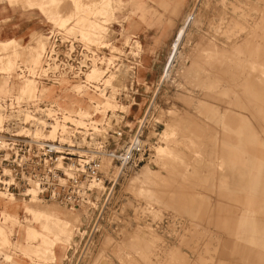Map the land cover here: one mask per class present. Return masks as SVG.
Segmentation results:
<instances>
[{
  "label": "rangeland",
  "instance_id": "rangeland-1",
  "mask_svg": "<svg viewBox=\"0 0 264 264\" xmlns=\"http://www.w3.org/2000/svg\"><path fill=\"white\" fill-rule=\"evenodd\" d=\"M110 1L114 6V0H14L18 6H12V3L6 6V0H0V59L8 67L12 65L7 71H15L16 59L31 66V58L26 53L40 49L42 44H45L44 50L52 29H63L70 36L95 45L104 56V63L102 67L94 69L97 71L93 73L96 77L92 76V82L99 81L98 77L104 80L107 97L100 96L104 110L93 108L100 105L96 102L101 101L96 98L100 92L85 88L81 89V95L87 96L89 102H86V98H73L70 102L90 111V119L103 117L106 112L97 124L88 123L84 128L93 129L96 137H104L109 131L108 134L113 136L114 131L120 130L123 138L116 140L118 142L129 138L137 122L146 117L148 125L144 138L151 149L145 162L130 169L114 189L109 188L90 208L71 211L43 198L33 203L35 208L56 209L79 222L71 241L65 245L63 261L51 259L50 250L54 241L51 237H46L44 243L41 240L34 242L37 249H33V252L20 244V223H26L31 218L21 212L20 220L15 202H9L8 194L0 192V264H264V157L261 151L253 149L264 150L262 120L259 116L255 117V112L259 113L260 108L255 103L242 100L241 109H237L233 105V87L221 84L216 90H204L193 84V77L187 73L193 62L197 64L200 61L198 64L202 67L204 80L212 79L215 73L222 77L213 71L215 66V69L225 71L222 78L230 80L234 71L226 66L227 57L231 58L234 49L241 46L244 40L240 47L242 60L245 61H242L245 66L244 78L255 83L253 91L259 90L264 94V71L261 66H264V19L259 20L255 27L244 24L247 28L236 40L229 41L223 35L230 19L234 18L232 5L253 0H203L201 11L207 19L198 25L194 22L176 56L172 58V44L177 31L169 43L161 46L153 55L150 70L144 75L147 85L151 87L148 92L146 86L138 85L140 67L145 58L140 44L145 43V36L132 24L135 18L133 3L122 0L119 8L112 10ZM191 4L180 17L177 30L189 16ZM40 5H43V9ZM252 28L256 33L250 32ZM7 39H14V43L8 46L10 48L3 49L2 45ZM215 46L220 51L227 48L229 52L223 56L216 52ZM108 64L111 69L105 76L103 72ZM28 84L34 86L27 83L22 89ZM126 87L128 91L122 93ZM223 87L229 94L225 99H220L216 91ZM206 91L209 97L205 96ZM26 92L31 93L29 90ZM248 96L247 92L242 94V97ZM189 97H193L194 101H189ZM199 101L205 107L198 108ZM140 102L142 107L138 106ZM230 110L241 111L246 126L251 127L246 136L232 133L236 125L233 121L228 124L230 120L226 114ZM74 120L78 121L76 117ZM168 123L172 125L173 133L166 143L163 136ZM112 140L115 139L112 137ZM159 147L167 150L157 152L156 148ZM250 155L256 156L252 158V163L256 162L260 174L257 175L256 184L251 176L253 186L247 189L242 188L240 179L250 166L247 162ZM223 160L225 166L220 165ZM143 168L159 173L148 183L153 186L152 189L140 188L144 180ZM221 170L226 175L222 181L218 178ZM205 177H210L207 183ZM237 185L241 188H232ZM26 190L21 188L16 191L15 198L28 202ZM28 192L31 194V191ZM245 192L247 194L244 196ZM251 199L259 203L250 206ZM244 200L245 205L239 204ZM224 208L228 210L225 216ZM190 209L195 210L196 214L191 213ZM236 210L237 216H233L231 212ZM243 210H247L249 220L246 228L251 229L253 224L256 225L255 231L248 232L250 235L245 238L247 232L238 229L240 212L245 216ZM217 211L221 212L222 220H218ZM249 238L260 241L251 244ZM248 249L255 251L254 259L246 255ZM39 254L42 258H39Z\"/></svg>",
  "mask_w": 264,
  "mask_h": 264
},
{
  "label": "built area",
  "instance_id": "built-area-1",
  "mask_svg": "<svg viewBox=\"0 0 264 264\" xmlns=\"http://www.w3.org/2000/svg\"><path fill=\"white\" fill-rule=\"evenodd\" d=\"M97 49L57 28L49 32L39 65L19 60L15 71L0 67V192L15 197L16 191L27 189L25 197L30 200L28 191L36 183L38 198L80 211L94 206L130 169L148 159L146 117L129 138L118 142L123 138L120 130L96 137L91 128L64 122L56 104L46 97L48 89L62 87H80V94L83 88L106 94L103 79L87 82L89 72L104 63ZM27 83L34 84L33 95L22 93ZM127 91L126 87L122 93Z\"/></svg>",
  "mask_w": 264,
  "mask_h": 264
},
{
  "label": "bare ground",
  "instance_id": "bare-ground-1",
  "mask_svg": "<svg viewBox=\"0 0 264 264\" xmlns=\"http://www.w3.org/2000/svg\"><path fill=\"white\" fill-rule=\"evenodd\" d=\"M202 1L203 0H131V2L133 3V6H134L133 8H134V13H135L134 14L135 15V18H133L132 24L134 25L135 29L137 31H139V32H145L149 28L158 27L160 29L163 37L166 38V37H168L171 34L172 30L176 27V23L179 22L180 17H183V12L192 3L191 4V7L189 9L190 10L189 16L183 22V25L179 28V30L177 32V35L175 37V40H174V42L172 44V49H173L172 52H174L172 58H174L176 56L175 54L178 52V50H179V48H180V46L182 44V41H183L184 36L186 34H188V31L191 29L192 25H194V22H195V24L198 25L199 23H202L204 20L207 19L206 14H203L202 13L203 10L201 11ZM121 2H123V1L122 0H114V3L115 4L113 6V1H110L109 6L113 10L116 7L119 8V6L121 5ZM42 6L43 5H40L39 7L41 9H43ZM232 10H233V13H234V18H231V19L229 18L230 21L228 23V26L223 31L224 37L227 40H229V41L230 40H236V39H238L240 37L241 32L247 28V26H244V24H252V26L255 27V24L259 20L262 21L264 19V0H253L252 2H248V3L247 2H243V3H240L239 2L238 5H236V4H233L232 5ZM229 17H231V16H229ZM57 20H59V19H57ZM200 30H201V28H200ZM252 31H255L254 28H252V30L250 32L252 34L256 33V31L255 32H252ZM251 35H249V36H251ZM243 38L244 37H242L241 39H243ZM244 39H246V38H244ZM247 39H248V37H247ZM237 41L239 43V40H237ZM243 41H242V44H244ZM4 43L5 44L2 45V48L3 49L5 47H8L11 44H13L14 43V39H7V40H5ZM160 43L161 42H159L158 45H146V46L140 44V47L142 48V50H144V56H145V58H144V63L140 67V72H139V76H138V85H144V86H146L147 92L150 90L151 87L145 83V81H144V74H145L146 69H147V67L149 65V56H150L149 54H152L153 51H155L156 49H160L161 48ZM242 44H240V45L242 46ZM44 45L45 44H42L41 48L38 49V50L33 49V50H29L28 53H26L31 58V62H32L31 64L36 65V66L39 65L40 60H41L40 58H41L42 52L44 51L43 50V48H44L43 46ZM241 46L238 45V47L236 49H234V52H233L234 54L232 53L233 56L231 58H228L227 57V60H226V63L228 64L226 66H229V67L233 68V71H234V73L232 74L233 77L230 80L225 79V78H222L223 75H225L224 74L225 71L224 70H222V71L219 70L220 68L219 69L216 68L217 69L216 70L215 69L216 66L214 67L215 70L213 69V71L214 72L216 71L217 74L218 75H222V77L216 76V73H215V76L212 79H210V78L207 79L206 78L207 80H204V78L201 75V72H202L201 68L202 67L200 68V66L198 64L200 62V61L197 60L198 58L196 59L198 61V63L195 64V62H193L188 67L187 73L189 74V76H192L193 77V79L191 78L192 79V83L195 84L198 88H202L204 90H207V89H215L216 90L219 86H221V84L222 85L225 84L226 87H233L234 88L233 93L235 94V97L233 99V105L237 109H241V107H242V105H241L242 100L243 101H246L247 103H252V104L255 103V105L257 104L259 106V108H260V111H258L259 113H256L254 111L255 112V117L256 116H259L261 118V120H262V123L261 124L263 126L262 132H264V110H263L264 109V94H261V91H259V90L253 91L252 87L255 86V83L252 80H246V78H244L245 76L243 74V71H244L243 69H245L244 68L245 66H244L243 62H245V61H243L242 60L243 57H241V55L243 54L242 51H241V48H242ZM247 46H248V43H247ZM226 47H228V46H226ZM8 48H10V47H8ZM210 48H211V46H210ZM220 50H218L217 47H216V52L222 53L223 56H226L227 53L229 52L227 48H224L222 51H220ZM210 52L212 53V51H210ZM248 52L252 53V50H249ZM191 54H192V52H191ZM230 54H231V52H230ZM208 55H212V54H208ZM195 58H196V56L194 57V59ZM11 59L14 60V57H12ZM191 59L192 58H190L189 60H191ZM194 59H193V61H196ZM211 59H214V58H211ZM0 60H1V62H0L1 69H3L5 72H12L13 71V70H10V71H7L6 70L7 68L12 67L11 64H9L10 67H8V65H7L6 62H3L2 59H0ZM14 61L16 63V61H19V60L16 59ZM221 64H223V63H221ZM253 64H254V62H253ZM205 66H207V65L205 64ZM261 66H262V71H264V66L263 65H261ZM219 67H221V65H219ZM223 68H224V65H223ZM251 69H252V67H251ZM210 70H212V69H210ZM228 70H230V69H228ZM94 71H97V70H94L93 69L87 75V82L88 83L92 82V76H93V78L96 77V76L93 75ZM231 71H232V69H231ZM211 74H212V72H211ZM212 76H213V74H212ZM97 80L100 81V80H102V78L101 77H98ZM257 80H258V78H257ZM259 81H260V79H259ZM261 84H262V82H261ZM29 85L30 84H28L27 86H25L23 88V93L26 94V95H33L34 94V91H35L34 86L33 85L32 86L31 85L29 86ZM194 88H196V87H194ZM27 90H29L31 93H27L26 92ZM244 92H247L248 93V95H249L248 98L242 97V94ZM45 94H46V97L47 98H49L52 102H54L56 104V107L60 111V114H61L62 119H63L64 122L69 121V122H71V123H73V124H75L77 126H87L88 123L90 125H95V123L96 122H99L100 121V118H103L104 115L106 114V112H105L103 114V117L102 116H99L96 119H90V116H91L90 111H88L86 108L83 109L80 106H75L71 102L69 103L68 100L73 99V98H75V100H79V99L80 100H83V99L86 98V102H89V101H87V96L85 97V95H81L80 94V87H76L75 90H72V89L67 88V87H62L60 89H48L45 92ZM216 94H217V96L220 99H222V98L225 99L228 96L229 92L227 91V89H224V87H223L222 90L220 89V90L216 91ZM100 96L101 97H104V98L107 97L106 94L101 93V94H99V97H96V98L101 99ZM205 96L206 97H209L210 96L207 93V91H206V95ZM188 100L189 101H194V98L193 97H189ZM96 102L98 104H100V105H95L93 108L95 110H98V111L104 110V108L101 106L102 99H101V101L100 100H96ZM198 103H199L198 104V108L199 107L200 108L205 107L202 102L199 101ZM138 106L139 107H142V103L141 102L138 103ZM67 107H68V110L66 109ZM243 108H246V107H243ZM253 110H254V108H253ZM107 111H111V110H107ZM254 112H252V113H254ZM75 117H76V119L78 121H75L74 120ZM226 118L228 120H230L228 124H231V122L233 121L234 125H236V129L235 130H232V133H234L235 135H238V136L239 135L246 136L247 133H250L251 127H247L246 126L247 125V122L244 120L243 115L241 114V111H239V110H230L229 113L226 114ZM88 119H90V120H88ZM85 120H87V121H85ZM168 125H169V123H168ZM171 127H172V125H169L168 128H166V130L164 131L163 138H164V140H165L166 143L169 140V137L172 136V133H173L172 130H171ZM56 128H59V125L57 127H54V129H53L54 131L53 132L56 131ZM60 128L62 130H64V126H62ZM248 148H250V147H248ZM156 149H157V152L158 151L165 152L167 150V148H165V147H159V148H156ZM253 149L254 150L261 151V155H262V157H264V150L263 149H261V148L260 149L253 148ZM221 152H223V151L221 150ZM203 162H204V160H203ZM249 163L251 164V160L249 161ZM203 164H202V166H203ZM220 165L221 166H225L226 165V162L223 160V162L221 161V164ZM143 169L144 170L142 171V173L144 175V180H143V185H141L140 188L141 189L142 188L145 189L146 187L147 188H151L153 186L152 185H148V183H150V181L152 180V178H154L155 175L158 176L159 173L152 172L148 168H143ZM209 178L210 177H205V179H204L205 183H207V181H208ZM218 178H220L221 181L226 179V175L223 174L222 170H221V172H219ZM7 184L8 183H6V185ZM37 188H38V185L36 183H33L31 190H29V191H31V194L29 193V195H30V197L32 195V197H31L32 199H30L31 201L29 200L28 202H22L21 200H19V199L13 197L12 195L8 194V196H9L8 201L11 202V203H14L15 202L14 205H17L16 208L19 211L18 212V216L20 217V220H21V214H20L21 212L22 213L24 212L25 214H27L31 218L26 223H23V222L20 223V226H21L20 227V230L22 232V237L20 239V244L22 246H25L26 249H28L30 252H33V249H37V247L34 246L35 244H33L34 242H36L38 240H41L44 243L46 237H51L52 239H54L53 245H52L53 247L50 250L51 259H52V261H55V262H57V261H63L64 257L66 256L65 245L71 241L72 234L74 232V229L77 227V224H79V222L76 221L75 219L73 220L72 218H70L66 214H64L63 212L58 211L56 209L41 210V209L35 208V206H34L33 203H37L38 201H40V200H37V199H39L38 198V195H37V193H38V189ZM258 203L259 202L254 201V200L251 199L250 206H252L253 204L255 206ZM239 204L245 205V200H244V202L239 203ZM190 212L193 213L194 215L196 214V211L193 210V209H190ZM236 212H237V210L234 211V212H231V214H233V216L234 215L237 216V213ZM246 212H247V210H246ZM227 213H228V210L226 208H224V210H223V216H225ZM5 214H6V212H5ZM216 214L218 216L217 217L218 220H222V218H221V216H222L221 212L220 211H217ZM11 217H13V216H11ZM8 220H9V218H8ZM246 221L247 222L249 221L247 217H246ZM247 222L244 225L245 228L247 226ZM14 223H17L18 224V222H16V221ZM255 229H256V225L253 224L252 227H251V229H247L248 231H247L246 237H248V235H250L249 233H251L252 231H255ZM259 241H258V238H254V240H252V238L251 239L249 238V240H248V242L251 243V244L252 243L253 244H257V243H259ZM247 246H248V244H247ZM248 247H250V245ZM39 252H40V250L38 251V253ZM27 255L30 256L29 253H27ZM246 255H249L253 259L256 257V254H255V251L254 250L252 251V250H249L248 249V251H246ZM39 258H42V255L39 254ZM31 260H33V258H31ZM240 260H242V259H240Z\"/></svg>",
  "mask_w": 264,
  "mask_h": 264
},
{
  "label": "crops",
  "instance_id": "crops-1",
  "mask_svg": "<svg viewBox=\"0 0 264 264\" xmlns=\"http://www.w3.org/2000/svg\"><path fill=\"white\" fill-rule=\"evenodd\" d=\"M178 22L176 23V27L172 30V32H171V34L168 36V37H166V38H164L163 37V35H162V33H161V31H160V29L158 28V27H153V28H149L148 30H146L145 32H141V33H143L144 34V36H145V43H142V45L144 44V46H146V45H158V43L159 42H161L160 43V45L161 46H164V45H167L168 43H169V40L173 37V35L175 34V32L177 31L178 32ZM177 32H176V35H177ZM176 35H175V37H176ZM175 40V39H174ZM159 49H156L155 51H153V53L152 54H149L150 56H149V65H148V67H147V69H146V72H145V74H147V72L150 70V62H151V59H152V57H153V55L156 53V51H158ZM144 74V75H145ZM144 81H145V83L147 84L148 82L145 80V78H144ZM150 83H152V81L150 82ZM69 102L71 101V99L70 100H68ZM251 156V155H250ZM255 157L256 156H251V157H248V160H247V162L248 161H250L251 160V164H250V166L248 167V170H247V172H245V173H243L242 174V177H241V181H242V183H243V186H242V188H246L247 187V189H249V188H252V181L250 180V178H251V176H253V182L256 184V180H257V175L258 174H260L259 172H257V164H256V162L254 161L253 163H252V158L253 159H255ZM250 159V160H249ZM249 163V162H248ZM228 174V173H227ZM260 183V182H259ZM248 184V185H247ZM231 187V186H230ZM232 188H241L239 185H237V186H232ZM255 188H256V186H255ZM247 193H244V196L246 195ZM244 211V213H245V216H243L242 217V213H240V216H239V219H238V229L240 230V231H244V232H247V229L245 228V223L247 222L246 221V210H243ZM246 229V230H245ZM243 232V233H244ZM241 233H239V235H240ZM241 236V235H240ZM243 236V235H242ZM246 237V235H244V238ZM237 253H240V251H238Z\"/></svg>",
  "mask_w": 264,
  "mask_h": 264
},
{
  "label": "snow or ice",
  "instance_id": "snow-or-ice-1",
  "mask_svg": "<svg viewBox=\"0 0 264 264\" xmlns=\"http://www.w3.org/2000/svg\"><path fill=\"white\" fill-rule=\"evenodd\" d=\"M8 3H12V6H18L17 4L14 3V0H6V6ZM26 6H31V5H26Z\"/></svg>",
  "mask_w": 264,
  "mask_h": 264
}]
</instances>
